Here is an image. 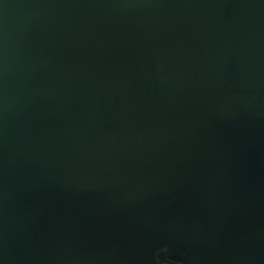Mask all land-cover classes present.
I'll list each match as a JSON object with an SVG mask.
<instances>
[{
	"label": "water",
	"instance_id": "1",
	"mask_svg": "<svg viewBox=\"0 0 264 264\" xmlns=\"http://www.w3.org/2000/svg\"><path fill=\"white\" fill-rule=\"evenodd\" d=\"M0 264H264V0H0Z\"/></svg>",
	"mask_w": 264,
	"mask_h": 264
},
{
	"label": "rangeland",
	"instance_id": "2",
	"mask_svg": "<svg viewBox=\"0 0 264 264\" xmlns=\"http://www.w3.org/2000/svg\"><path fill=\"white\" fill-rule=\"evenodd\" d=\"M258 152H260V151H258Z\"/></svg>",
	"mask_w": 264,
	"mask_h": 264
}]
</instances>
